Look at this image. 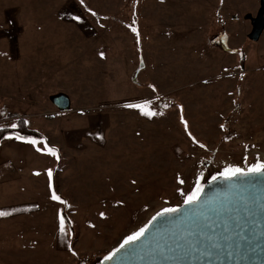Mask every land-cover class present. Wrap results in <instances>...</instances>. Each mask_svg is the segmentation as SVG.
<instances>
[{
    "label": "rangeland",
    "instance_id": "obj_1",
    "mask_svg": "<svg viewBox=\"0 0 264 264\" xmlns=\"http://www.w3.org/2000/svg\"><path fill=\"white\" fill-rule=\"evenodd\" d=\"M259 5L0 0V127L40 135L0 141V264H98L208 177L264 164Z\"/></svg>",
    "mask_w": 264,
    "mask_h": 264
},
{
    "label": "water",
    "instance_id": "obj_2",
    "mask_svg": "<svg viewBox=\"0 0 264 264\" xmlns=\"http://www.w3.org/2000/svg\"><path fill=\"white\" fill-rule=\"evenodd\" d=\"M250 23L248 38L257 40L264 0ZM50 99L59 110L69 109L65 94ZM197 194L194 203L166 208L178 211L154 214L144 236L98 264H264V171L218 174Z\"/></svg>",
    "mask_w": 264,
    "mask_h": 264
},
{
    "label": "snow or ice",
    "instance_id": "obj_3",
    "mask_svg": "<svg viewBox=\"0 0 264 264\" xmlns=\"http://www.w3.org/2000/svg\"><path fill=\"white\" fill-rule=\"evenodd\" d=\"M132 31H133V32H136V33H137V36H139V33H138L137 29L132 28ZM138 42H139V41H138ZM125 107H126V108H137V109H139V110L141 111V114H142V115H146V116H149V117H151V116H155V115L158 114V113H156V112L145 111V110H144V107L141 106V105H136V104H126ZM159 114L162 115V113H159ZM182 122L185 123V128H186V130H187V122H186V121H183V118H182ZM12 127L14 128L15 125H12ZM17 139H21V138H20V137H17ZM29 142H30V143H33V144L36 143V141H34V140H33V141H29ZM201 147H203V145H201ZM50 152H51L52 155H56L55 151L50 150ZM237 171H239V169H237ZM249 171H250V172H257V173H258V172H262V171H264V164H257L256 166L250 168ZM48 175H49V177L51 178V175H52L51 171H49ZM181 182H182V181H181ZM133 183H135V181H133ZM51 199H53V200H60L61 198H60L57 194H55V192H53V194H52V196H51ZM197 199H198V194H197V193H194L193 195H191V196L188 197V199L185 201V203H187V204H191V203H194ZM175 211H178V209H165V212H175ZM8 214H9V213L0 212V216H5V215H8ZM154 219H155V218H154ZM60 230H61V232L64 231V219H63V217L60 218ZM145 231H146V229L142 228V229H140L138 232H136V233H134L133 235L127 237V239H125L124 243L121 244L120 247H121V248H124L125 245H130V244H132L133 242L139 240L142 236H144ZM117 251H119V249H117ZM113 255H115V253H113ZM105 259L110 260V259H112V256L106 257Z\"/></svg>",
    "mask_w": 264,
    "mask_h": 264
},
{
    "label": "trees",
    "instance_id": "obj_4",
    "mask_svg": "<svg viewBox=\"0 0 264 264\" xmlns=\"http://www.w3.org/2000/svg\"><path fill=\"white\" fill-rule=\"evenodd\" d=\"M19 125L16 127H0V141L8 134L16 135L20 138H38L40 135L35 130L26 127L24 119L21 118L18 121ZM212 177H208L206 180Z\"/></svg>",
    "mask_w": 264,
    "mask_h": 264
}]
</instances>
